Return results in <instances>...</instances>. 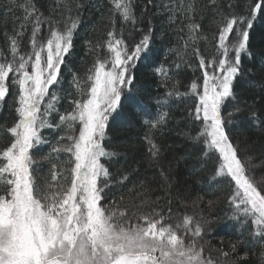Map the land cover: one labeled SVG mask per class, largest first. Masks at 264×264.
<instances>
[{
  "label": "snow or ice",
  "instance_id": "obj_1",
  "mask_svg": "<svg viewBox=\"0 0 264 264\" xmlns=\"http://www.w3.org/2000/svg\"><path fill=\"white\" fill-rule=\"evenodd\" d=\"M110 3L113 15L119 14L122 25L130 23L136 29L135 0H110ZM9 4L18 7L23 18L20 30L7 37L9 56L0 51V101L13 91L17 117L12 126H5L10 141L0 147V264H227L229 255L236 253V244L230 245L231 252L217 249L220 256L214 259L210 253L205 256V245L198 243L207 221L201 223L184 214L182 220L170 223L173 219L170 207L167 216L155 208L146 214L138 213L137 209L149 203L147 197L134 207L135 222L124 221L127 209H120L115 199L108 205L103 203L107 189L123 185L129 179L125 173L113 181V173L102 158L110 162L120 154L109 151L103 141L110 116L119 109L124 92L132 91L137 61L150 55L152 27L129 46L124 28L117 32L113 19V28L103 43L93 46L86 41L89 51L96 53L94 63L83 80L77 73H71L77 98L70 100L71 111L60 113L56 107L60 97L52 89L60 83V70L73 46L83 4L79 0H55V7L50 8L47 16L34 0L22 4L9 0ZM147 4L151 5L152 0H147ZM166 7L174 9L171 23H175L177 12L181 17L185 14L184 0ZM246 13H220L218 32L211 41L214 47L211 59L198 47L201 39H207L201 37L200 25L187 26L184 54H188L191 44L192 55L199 63L188 66L201 71L202 83L201 78H195L188 93L176 95L196 98L189 116L199 123V131L195 137L188 135L197 143L202 141L203 157L213 160L212 181H226L231 189L230 218L245 226L250 222V236L260 243V261L264 264V179L257 181L249 174L240 158L239 144H233L227 131L228 126L236 123L233 117L253 107L237 99L234 82L241 74L242 56L252 58L248 50L249 30L257 16L264 14V0H249ZM187 14L194 19V3L187 5ZM29 26V43L22 50V38ZM101 51L105 52L103 57ZM155 71L167 75L163 66ZM172 94L169 91L166 95ZM229 101L233 107L225 118L223 108ZM138 111H144L142 104H138ZM53 113L59 116L56 123L51 122ZM167 118V112H159L145 123L158 129L166 124ZM257 118V112L251 111L247 119ZM42 129H63L64 135L56 138L55 145L41 159L50 160L53 156L59 159L61 153L67 159L60 166L53 163L48 174L51 179L45 176L41 183L35 167L38 162L30 150L52 144L42 137ZM145 139L152 160H158L160 145L148 135ZM141 195L144 193H137ZM160 199L157 197L156 202ZM168 202L170 205L171 200ZM193 203L198 205L199 200ZM208 203L211 206L213 202ZM247 258L245 253L238 259Z\"/></svg>",
  "mask_w": 264,
  "mask_h": 264
},
{
  "label": "trees",
  "instance_id": "obj_2",
  "mask_svg": "<svg viewBox=\"0 0 264 264\" xmlns=\"http://www.w3.org/2000/svg\"><path fill=\"white\" fill-rule=\"evenodd\" d=\"M15 2L22 4L25 0ZM34 2L45 16L49 15L50 8L55 7V0ZM79 2L83 4V8L79 26L74 32L73 46L65 55L60 70V83L52 89L60 97L56 105L60 113L71 111L73 106L70 100L77 98L71 84V73H77L83 80L94 63L96 53L89 51L86 41H91L93 46L97 42L103 43L107 39V32L113 28V19L117 32L121 27L124 28V38L129 46L138 42L150 26L153 29L150 55L137 61L133 69L135 83L131 86L132 91L124 92L119 109L110 116L106 126V139L103 144L109 151H116L120 155L110 162L102 158V163L113 173V181L125 173L129 174V179L123 185L115 184L107 189L103 203L108 205L115 199L120 209H127L124 221L130 219L135 222L134 207L147 197L149 203L137 209L138 213L146 214L155 208L167 216L170 207L173 217L170 223L175 224L177 220H182L184 214L194 216L201 223L207 221L198 242L209 250L212 248L214 253L210 251L214 257L220 256L217 249L223 248L231 252L230 245L236 244V253L227 258L231 259L233 264H261V245L250 236V222L245 226L230 218L232 208L228 197L231 195V189L227 187L226 181H212L213 160L203 157L202 141L197 143L188 135L190 133L191 137H195L199 131V123L189 116V109L195 108L196 98L191 95H176V92L188 93L189 85L195 78H201L202 83L201 71H194L188 66L189 63L194 66L199 63L192 55L191 44L187 49L188 54H184L187 26L190 23L200 25V35L207 39H201L198 47L206 58L211 59L214 51L211 41L213 35L218 32L220 13L235 12L237 15H246L249 0H184L185 14L181 17L177 12L175 23L170 22L174 9L166 5H178L180 0H152L151 5L147 4V0H135L138 21L136 29H133L130 23L122 25L118 13L113 15L110 0ZM189 3H194L195 6L194 19H189L187 14ZM22 18L23 12L18 7L10 5L9 0H0V51L5 56H9L7 37L20 30ZM44 30L46 33V26ZM30 35L31 26L22 38V50H26ZM248 50L252 58L249 59L246 54L242 56L241 74L235 79L234 91L239 101L253 107L246 108L239 116L233 117L236 123L228 126L227 131L233 144H239V155L249 174L261 181L264 179V14L257 16L249 30ZM99 54L103 57L105 52L101 51ZM160 66L165 68L166 76L155 71ZM169 91L173 92L171 96L166 95ZM165 99L167 103H157L158 100ZM13 101V91H10L4 101H0V147L10 141L4 130L5 126H12L17 118ZM138 104L143 105V112L138 111ZM232 107L231 101L225 104V118ZM251 111L257 112V120L247 119ZM159 112H167V122L161 128L151 129L145 120L154 118ZM58 120L59 116L53 113L51 122L56 123ZM41 132L42 137L51 140L52 144H42L30 151L38 162L35 167L38 180L42 183L45 176L51 179L48 175L51 165L55 163L60 166L67 156L61 153L59 159L55 156L50 160L41 159L50 151V147L55 145L56 138L64 135V130L42 129ZM146 135L161 147L158 160L153 161L151 158ZM141 181L144 182L143 187ZM129 189L133 191L129 192ZM145 189L148 191L145 192ZM142 192L144 195L137 196V193ZM166 193L170 195L166 196ZM157 197H161L158 202ZM201 197L202 199H199ZM196 200H199L198 205L193 203ZM209 201L213 202L211 206ZM245 253L248 257L246 260L238 259Z\"/></svg>",
  "mask_w": 264,
  "mask_h": 264
},
{
  "label": "rangeland",
  "instance_id": "obj_3",
  "mask_svg": "<svg viewBox=\"0 0 264 264\" xmlns=\"http://www.w3.org/2000/svg\"><path fill=\"white\" fill-rule=\"evenodd\" d=\"M199 243V242H198ZM199 244H202V243H199ZM210 250L213 252L212 248H210ZM209 250L208 247L205 246V251H204V255L205 256H208L209 253L211 254V256L214 258V259H218L219 257H214V252L212 253L211 251ZM227 264H233V261H231V259H227Z\"/></svg>",
  "mask_w": 264,
  "mask_h": 264
}]
</instances>
